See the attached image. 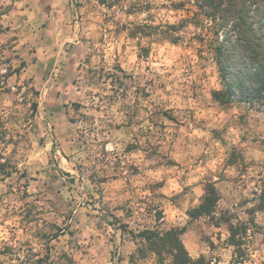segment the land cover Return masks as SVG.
I'll use <instances>...</instances> for the list:
<instances>
[{
	"label": "clouds",
	"instance_id": "clouds-1",
	"mask_svg": "<svg viewBox=\"0 0 264 264\" xmlns=\"http://www.w3.org/2000/svg\"><path fill=\"white\" fill-rule=\"evenodd\" d=\"M0 264H264V0H0Z\"/></svg>",
	"mask_w": 264,
	"mask_h": 264
}]
</instances>
